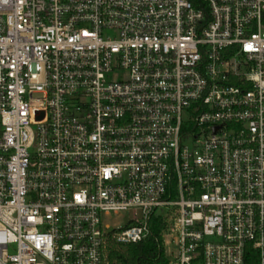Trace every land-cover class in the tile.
I'll list each match as a JSON object with an SVG mask.
<instances>
[{
  "label": "built area",
  "instance_id": "obj_1",
  "mask_svg": "<svg viewBox=\"0 0 264 264\" xmlns=\"http://www.w3.org/2000/svg\"><path fill=\"white\" fill-rule=\"evenodd\" d=\"M155 218L170 264H264V0H0V264Z\"/></svg>",
  "mask_w": 264,
  "mask_h": 264
},
{
  "label": "trees",
  "instance_id": "obj_2",
  "mask_svg": "<svg viewBox=\"0 0 264 264\" xmlns=\"http://www.w3.org/2000/svg\"><path fill=\"white\" fill-rule=\"evenodd\" d=\"M165 228L162 219L155 218L150 236L138 244L118 245L111 249L109 264H170L163 239ZM248 254L246 264H256L255 253Z\"/></svg>",
  "mask_w": 264,
  "mask_h": 264
},
{
  "label": "rangeland",
  "instance_id": "obj_3",
  "mask_svg": "<svg viewBox=\"0 0 264 264\" xmlns=\"http://www.w3.org/2000/svg\"><path fill=\"white\" fill-rule=\"evenodd\" d=\"M119 74H115L111 76V80L115 79L116 76H118ZM142 218V213L141 211H135V210H130L127 212H123L120 213L118 215L112 214L110 216H105L103 218V222L104 225H107L110 227V229L112 231L114 230H123L128 228L129 226L133 225L136 222L141 221ZM165 241H169V238H165ZM119 244H117L116 242H111L109 245V249L107 251V255L109 256V253L111 251V249L115 248L116 246H118ZM167 257L171 256L173 254V258H171L170 260L172 261V259L174 260L175 256H177V250L175 248V245L172 244H168L167 245ZM109 262V259H108Z\"/></svg>",
  "mask_w": 264,
  "mask_h": 264
}]
</instances>
